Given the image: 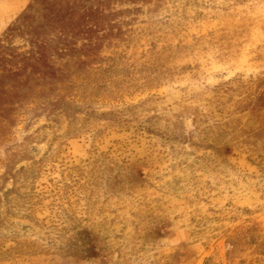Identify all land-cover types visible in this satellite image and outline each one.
<instances>
[{
  "label": "rangeland",
  "instance_id": "obj_1",
  "mask_svg": "<svg viewBox=\"0 0 264 264\" xmlns=\"http://www.w3.org/2000/svg\"><path fill=\"white\" fill-rule=\"evenodd\" d=\"M0 264H264V0H0Z\"/></svg>",
  "mask_w": 264,
  "mask_h": 264
}]
</instances>
